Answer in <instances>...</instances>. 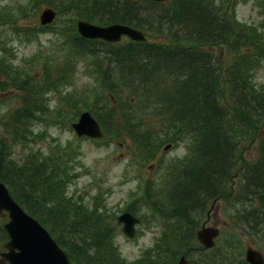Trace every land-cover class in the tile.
I'll list each match as a JSON object with an SVG mask.
<instances>
[{"label":"trees","instance_id":"obj_1","mask_svg":"<svg viewBox=\"0 0 264 264\" xmlns=\"http://www.w3.org/2000/svg\"><path fill=\"white\" fill-rule=\"evenodd\" d=\"M238 1H49L57 16H62L63 27L56 31L55 62L48 66L46 61L39 75L27 65L12 62L13 47L7 44L14 34L3 40L0 81L6 77L2 86L19 88L22 103L2 121L8 130L0 136V180L44 224L73 264L120 260L107 215L97 210L96 202H71L66 196L72 164L65 150L71 148L69 144L50 149L47 156L30 150L19 158L12 155L8 138L29 140L34 122L47 126L59 117L70 125L81 110L97 104L101 111L95 116L107 140L108 136L119 142L130 138L138 154L157 150L168 141L187 149L168 168L164 190L156 191L155 202L147 204L167 220L156 249L164 253L171 247V238L178 237V243L193 240L202 215L189 219L191 212L194 215L195 208H203L206 214L209 201L215 203L218 198L250 201L239 217L245 226L262 229L264 238V97L256 92L253 81L254 69L261 67L264 58V38L255 27L236 19ZM258 4L264 12V0ZM79 16L102 24L128 23L144 30L148 40L83 37L74 29ZM20 26L15 28L18 39L36 31ZM214 46L221 49L216 51ZM77 76L91 77L95 83L89 81L78 89ZM52 92L58 99L53 106ZM256 139V155L244 157ZM234 177L255 179L257 185L252 188L245 183L239 189V181L232 186ZM70 219L83 230L79 240L65 242L56 231L63 226L68 233ZM171 219L181 224L179 229L171 230ZM91 240L95 243L89 244Z\"/></svg>","mask_w":264,"mask_h":264},{"label":"rangeland","instance_id":"obj_2","mask_svg":"<svg viewBox=\"0 0 264 264\" xmlns=\"http://www.w3.org/2000/svg\"><path fill=\"white\" fill-rule=\"evenodd\" d=\"M49 1L54 0H0V47L3 45V40L14 34L10 40L11 44H7L13 47L12 62L20 67L29 66L31 72L37 75L43 71L46 61H48V66L55 62V50L59 47L56 43V31L63 27L60 20L62 16L56 15L55 19L48 24L39 22L41 11L45 7L51 6ZM217 1L219 2V0ZM259 2L260 0H240L234 9L236 19L246 23V26L250 28L255 27L264 38V12L263 7L258 4ZM78 19L81 17L79 16L75 20L74 29L76 31ZM17 26L22 27L23 30L32 28L31 31H36L30 37L29 34L21 33L24 37L20 36L18 39L15 33ZM160 37L164 39V36L160 35ZM124 39L125 37H122L120 41ZM213 49L218 51L221 48L214 46ZM220 52L222 57L225 56L223 51ZM2 54L3 51L0 52V56ZM261 63V67L254 69L253 81L256 92L264 97V58ZM5 79L6 77L2 82L0 81V136L5 135L8 130V126L4 125L2 121L7 118L11 110L22 103L19 88L10 85L2 86ZM96 79L101 82L98 77ZM89 81L95 83L91 77L77 76L78 89L85 87ZM56 97V93L50 94L51 106L57 103ZM87 110L95 116V113L101 111V105L97 104ZM51 113L54 115L55 112ZM79 113L73 120L77 119ZM56 121L47 126L41 122H34L33 134L27 133V136H30L29 140L25 138L22 142H20L21 139L13 142L10 135L8 147L12 148L13 156L20 158L30 150L41 156H47L50 149L51 152L59 146L67 147L66 144L71 146V151L65 149L69 152L67 159L72 163L68 169L70 177L66 196L72 198L71 202L80 200L87 205L96 202L97 210L107 215L105 220L109 223V231L120 257V260L115 264H175L182 255L181 258L188 259V264H248L245 261L247 246L264 253L262 229L253 230L245 226L243 220L238 216L248 200L240 199L230 202L224 198H218L215 203L209 201L207 206L209 218L206 219L207 214L204 211L202 218L195 224V232L201 227L203 220L202 226L216 227L219 230L213 247L203 249V246L199 244L201 242L197 241V237L180 243L177 242L178 237L171 238V247L164 252L168 260L164 261L163 250L156 249V247L160 243V237L165 230L164 226L167 220H164L160 214L154 213L147 204L155 202L153 200L156 191L164 190L163 179L167 178L168 168L174 165L175 161L184 157L187 152L186 147L181 143L170 142V147L164 149L168 141L159 145L157 150L138 154L132 149L130 138L119 142L109 136L108 140L104 136L101 138L78 137L70 125L63 124L59 117ZM258 141L259 139H256L252 146L244 151V157L253 158L256 155L255 147ZM147 155L150 156L149 159H147ZM151 157L153 158L151 159ZM160 164L162 167H159ZM231 181L234 186L239 178L234 177ZM244 186L245 181L241 189ZM250 205L249 201L248 206ZM156 208L158 207L156 206ZM125 210L132 212L141 220L136 224V235L133 238L125 236L121 230V224L117 221L118 214ZM193 212L194 215L191 212L190 218L198 219L200 214L197 208ZM72 219L67 220L68 233H64L63 226L56 231L57 235L65 242L79 240V231L83 230L80 224H76L74 227ZM4 221L0 216V250L2 243L7 240V235L2 230ZM171 222V230L180 228L181 224L177 226L174 219H171ZM89 223H91L90 220ZM94 243V240L89 242V244ZM85 247L90 246L85 245ZM84 261L86 262V259Z\"/></svg>","mask_w":264,"mask_h":264},{"label":"water","instance_id":"obj_3","mask_svg":"<svg viewBox=\"0 0 264 264\" xmlns=\"http://www.w3.org/2000/svg\"><path fill=\"white\" fill-rule=\"evenodd\" d=\"M55 14L56 11L52 7H45L40 13V22L51 21ZM76 25L81 35L90 38L117 41L124 33L131 34L133 38L145 37L141 29L124 22L98 24L79 19ZM71 126L78 136L102 135L98 120L89 110H83L78 118L71 122ZM169 145L167 143L165 148ZM0 214L8 217L4 222L8 240L3 243L4 250L0 251V264H70L67 254L49 231L14 199L2 180H0ZM138 220V217L128 211L118 216V221L123 223L122 230L128 237L134 236V223ZM217 233L216 228L203 227L198 230L197 237L206 247H210ZM246 259L251 264H263L260 252L252 248L247 249ZM185 262L184 258H180L177 264Z\"/></svg>","mask_w":264,"mask_h":264},{"label":"bare ground","instance_id":"obj_4","mask_svg":"<svg viewBox=\"0 0 264 264\" xmlns=\"http://www.w3.org/2000/svg\"><path fill=\"white\" fill-rule=\"evenodd\" d=\"M123 37H125V38H129V39H133V40H139V41H146V40H148L147 39V37H144V38H133V36L131 35V34H126V33H124L123 34ZM190 136V135H189ZM190 140V139H189ZM188 143V142H187ZM190 144H191V142H190ZM192 145H190V147H191ZM243 183H244V180H242V179H239V182H238V184H237V186H238V188L239 189H241L242 188V186H243ZM245 183L248 185V186H250V187H252V188H254L256 185H257V181L254 179H251L250 181H249V179L248 180H245ZM252 186H251V185ZM193 211V210H192ZM203 211V208L202 209H199V214L200 215H202V212ZM239 216V215H238ZM189 219H193V218H189ZM194 220V219H193ZM217 255V254H216ZM260 255H261V260H262V263L264 264V253H262V251H260Z\"/></svg>","mask_w":264,"mask_h":264},{"label":"flooded vegetation","instance_id":"obj_5","mask_svg":"<svg viewBox=\"0 0 264 264\" xmlns=\"http://www.w3.org/2000/svg\"><path fill=\"white\" fill-rule=\"evenodd\" d=\"M206 214H207V215H206V216H207L206 219H208V218H209L208 210H207ZM206 219H205V220H206ZM203 222H204V220L202 221V223H203ZM202 223H201V226H202ZM248 248H249V246L246 247L245 255H246V251H247ZM188 263H189V262H188V259H187V263H186V264H188ZM247 263H248V262H247ZM248 264H249V263H248Z\"/></svg>","mask_w":264,"mask_h":264}]
</instances>
